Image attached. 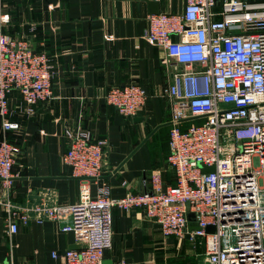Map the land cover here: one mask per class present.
<instances>
[{
	"label": "built area",
	"instance_id": "1",
	"mask_svg": "<svg viewBox=\"0 0 264 264\" xmlns=\"http://www.w3.org/2000/svg\"><path fill=\"white\" fill-rule=\"evenodd\" d=\"M147 21L146 38L181 65L161 90L170 105L167 162L175 183L163 188L152 171L147 191L117 198L105 185L94 195L83 186L73 204L39 202L27 208L5 198L9 231L17 229V218L56 221L81 238L77 248L62 252L63 264H103V253L112 246V209L140 208L164 235L204 237L202 264H264V0H185L182 11L150 13ZM54 73L46 51L0 30L4 133L20 129L9 119L11 90H19L30 114L34 104L51 97ZM145 97L143 87L132 82L105 93L106 102L124 116L134 115ZM63 136L62 159L72 174L97 178L105 139L80 126L65 128ZM20 151L16 138L0 140L3 182H10ZM188 213L198 228L188 230Z\"/></svg>",
	"mask_w": 264,
	"mask_h": 264
},
{
	"label": "crops",
	"instance_id": "2",
	"mask_svg": "<svg viewBox=\"0 0 264 264\" xmlns=\"http://www.w3.org/2000/svg\"><path fill=\"white\" fill-rule=\"evenodd\" d=\"M149 1L0 0V30L46 51L55 71L51 97L34 104L30 114L19 90H11L9 119L19 122L18 131L4 133L0 116V140L16 138L21 146L10 182L0 180V263L63 264L62 252L81 241L76 231H63L50 219L17 218V229L10 232L5 198L27 208L39 202L73 204L83 186L94 195L101 185L117 198L147 191L152 171L163 188L175 183L167 162L170 105L161 90L181 65L146 38ZM157 2L159 12L168 13L185 4ZM131 82L140 84L146 97L134 115L124 116L106 102L105 93ZM76 126L106 141L95 179L73 175L62 159L64 129ZM112 220V246L104 251L103 264H202L204 237L164 235L140 208L114 207ZM52 251L59 255L52 257Z\"/></svg>",
	"mask_w": 264,
	"mask_h": 264
},
{
	"label": "water",
	"instance_id": "3",
	"mask_svg": "<svg viewBox=\"0 0 264 264\" xmlns=\"http://www.w3.org/2000/svg\"><path fill=\"white\" fill-rule=\"evenodd\" d=\"M148 4L150 6V12L151 13H158L159 12L157 1L150 0ZM187 217L189 219V221L187 223V228H189V229L198 228L197 224L192 220L193 213H188ZM205 229L207 232H212L213 231V225H207Z\"/></svg>",
	"mask_w": 264,
	"mask_h": 264
},
{
	"label": "rangeland",
	"instance_id": "4",
	"mask_svg": "<svg viewBox=\"0 0 264 264\" xmlns=\"http://www.w3.org/2000/svg\"><path fill=\"white\" fill-rule=\"evenodd\" d=\"M189 124V123H188Z\"/></svg>",
	"mask_w": 264,
	"mask_h": 264
}]
</instances>
